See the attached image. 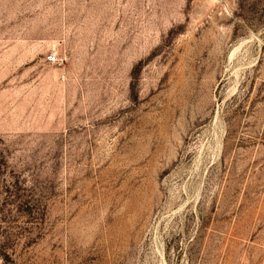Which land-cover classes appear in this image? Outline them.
I'll return each mask as SVG.
<instances>
[{
  "label": "rangeland",
  "instance_id": "obj_1",
  "mask_svg": "<svg viewBox=\"0 0 264 264\" xmlns=\"http://www.w3.org/2000/svg\"><path fill=\"white\" fill-rule=\"evenodd\" d=\"M0 264H264V0H0Z\"/></svg>",
  "mask_w": 264,
  "mask_h": 264
},
{
  "label": "built area",
  "instance_id": "obj_2",
  "mask_svg": "<svg viewBox=\"0 0 264 264\" xmlns=\"http://www.w3.org/2000/svg\"><path fill=\"white\" fill-rule=\"evenodd\" d=\"M50 59H51L52 61H54V60L56 59V56H55V55H51V56H50Z\"/></svg>",
  "mask_w": 264,
  "mask_h": 264
}]
</instances>
